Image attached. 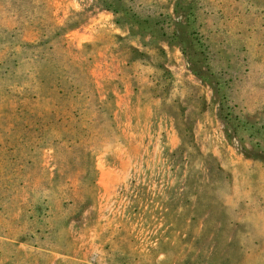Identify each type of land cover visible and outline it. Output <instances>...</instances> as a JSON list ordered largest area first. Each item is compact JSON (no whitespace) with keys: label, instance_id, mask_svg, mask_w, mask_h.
<instances>
[{"label":"rangeland","instance_id":"rangeland-1","mask_svg":"<svg viewBox=\"0 0 264 264\" xmlns=\"http://www.w3.org/2000/svg\"><path fill=\"white\" fill-rule=\"evenodd\" d=\"M0 264H264V0H0Z\"/></svg>","mask_w":264,"mask_h":264}]
</instances>
